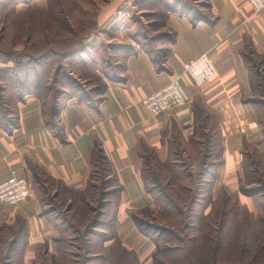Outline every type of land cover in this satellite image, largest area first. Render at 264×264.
<instances>
[{"label":"crops","instance_id":"1","mask_svg":"<svg viewBox=\"0 0 264 264\" xmlns=\"http://www.w3.org/2000/svg\"><path fill=\"white\" fill-rule=\"evenodd\" d=\"M162 5L166 13L149 49L136 44L114 50V68L98 47L92 49L93 64L84 67L103 82L100 89L90 79L92 97L72 95L55 81L46 85L54 96L46 94L45 104L32 93L33 83L13 80V74L2 82L0 181L15 172L29 180L32 194L17 205L0 201V264H38L46 261L47 252L58 255L62 236L71 228L58 207L88 202L90 190L114 197L103 199L108 203L101 211L117 236L95 231L102 245L110 247L116 239L123 249L136 250L147 239L130 210L141 214L160 208L155 194L160 170H203L202 183L190 190L191 203L203 199L211 186L218 187L211 200L246 195L240 191L239 169L251 143L264 137L258 116L264 99L254 98L256 91H264V10L256 12L249 0H163ZM109 22L98 19L97 25ZM46 54L39 58L47 60ZM202 54L211 57L216 75L197 85L183 72V63ZM8 67L2 63L0 69L8 73ZM175 76L188 92L185 105L158 114L141 106L142 97ZM215 146L220 159L207 163ZM146 169L154 171L153 188L146 185ZM92 222L91 229L97 224Z\"/></svg>","mask_w":264,"mask_h":264},{"label":"rangeland","instance_id":"2","mask_svg":"<svg viewBox=\"0 0 264 264\" xmlns=\"http://www.w3.org/2000/svg\"><path fill=\"white\" fill-rule=\"evenodd\" d=\"M162 1L0 0V67L2 63L11 66L8 73L0 69V100L4 91L2 82L15 76L13 80L33 83L32 93L45 104L49 93L46 85L55 81L65 84L72 95L92 97L88 89L90 79L100 89L103 83L100 76L93 74V69L84 67V64H93L92 49L98 47L101 58L108 57L106 62L112 68L116 61L114 50L136 47V44L149 49L166 13ZM20 2L24 5L17 7ZM98 19L100 23L108 19L110 22L100 27ZM119 26H122L120 32L116 30ZM97 42L100 45L90 47V43ZM45 53L47 60L39 58ZM73 54L76 55L70 57ZM263 92L256 91L254 98L263 100ZM53 94L52 91L50 98ZM258 116L264 125L262 103ZM251 145L247 150L250 154H246L244 167L239 171L240 189L252 191V195H240L238 199L236 194H222L217 200H211L215 189L211 186L203 199L197 198L191 203L190 190L202 183L199 173L203 170H160L162 180L158 176L157 188L161 187L155 193L160 208L151 212L144 209L141 214L130 210L133 223L147 240L140 241L136 250H125L116 239L105 248L101 236L95 234L96 231L116 238L110 218H106L105 210L101 211L108 203L103 199L113 201L114 197L105 195L104 198L96 190H90L88 202L77 201L65 209L64 204L59 205L62 208L58 207V212L68 218L65 222L71 228L62 236L58 255L47 252L46 261L39 260L38 264H264V137ZM215 147L212 155L206 157L207 163L220 159L219 146ZM150 172L154 173L152 169L144 170V177L147 187L153 188L156 177ZM222 185L226 184L222 182ZM112 209L113 205L109 213ZM93 220L97 224L91 229ZM125 227L130 230L132 224ZM85 229L88 231L82 234Z\"/></svg>","mask_w":264,"mask_h":264},{"label":"built area","instance_id":"3","mask_svg":"<svg viewBox=\"0 0 264 264\" xmlns=\"http://www.w3.org/2000/svg\"><path fill=\"white\" fill-rule=\"evenodd\" d=\"M256 12L264 10V0H249ZM183 72L197 85L211 80L216 75L213 60L207 54L190 58L183 63ZM189 100L186 88L182 85L179 76L172 77L170 81L157 91L141 98V106L154 113H162L185 105ZM31 184L28 179L15 172L0 181V201L9 205H17L30 197Z\"/></svg>","mask_w":264,"mask_h":264},{"label":"trees","instance_id":"4","mask_svg":"<svg viewBox=\"0 0 264 264\" xmlns=\"http://www.w3.org/2000/svg\"><path fill=\"white\" fill-rule=\"evenodd\" d=\"M258 102V101H257ZM240 191L242 192V193H244V194H247V195H252L253 193H252V191H249V190H244V189H240ZM94 222H96V220L94 221ZM86 231V230H85ZM87 231H88V229H87ZM86 231V232H87ZM169 232V231H168ZM160 236V235H159Z\"/></svg>","mask_w":264,"mask_h":264}]
</instances>
